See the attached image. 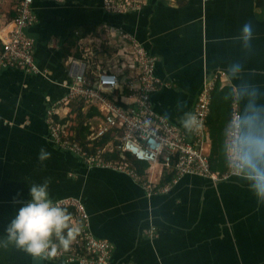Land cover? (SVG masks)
I'll return each instance as SVG.
<instances>
[{
    "label": "crops",
    "instance_id": "obj_1",
    "mask_svg": "<svg viewBox=\"0 0 264 264\" xmlns=\"http://www.w3.org/2000/svg\"><path fill=\"white\" fill-rule=\"evenodd\" d=\"M18 1H0V46ZM103 3L35 0L37 20L28 34L46 75L0 70V236L22 202L30 200L29 185L50 179L54 201L82 200L93 234L114 246L112 264H264V206L241 182L232 178L214 184L186 176L169 193L148 196L133 177L89 169L59 149L49 139L46 122L49 104L67 92L66 61L91 58L115 65L109 53L123 34H130L158 59L155 74L162 84L152 97L155 110L186 132L180 117L192 112L204 78L221 73L216 70L228 62L241 59L246 76L264 87V0H145L139 10L123 13H108ZM245 22L254 28L251 57H244L233 40ZM218 83L208 116L210 154L213 134H219L228 114L223 89L232 84L227 76ZM178 101L184 105L180 110ZM80 113L85 118V107L73 109V125ZM41 148L51 153L43 164ZM136 168L143 180L161 185L171 180L172 174L158 165ZM0 264L64 263L9 246L0 248Z\"/></svg>",
    "mask_w": 264,
    "mask_h": 264
},
{
    "label": "built area",
    "instance_id": "obj_2",
    "mask_svg": "<svg viewBox=\"0 0 264 264\" xmlns=\"http://www.w3.org/2000/svg\"><path fill=\"white\" fill-rule=\"evenodd\" d=\"M34 1H18L16 16L1 39L0 70L12 68L46 75L35 61V41L27 32L37 20ZM144 1L104 0L103 8L108 13L136 11ZM109 54V62L114 61L115 65L105 66L91 58L70 57L66 61L70 78L65 84L67 92L51 102L46 111L52 143L77 157L89 169H112L133 177L142 182L148 196L169 193L186 176L207 178L214 184L232 179L226 170H213L210 162L208 116L213 91L225 76L223 72L204 78L192 110L203 127L199 132L188 133L154 108L152 97L162 84L155 74L157 57L130 34H123ZM79 104H83L87 115L84 128L77 130L71 121L73 107ZM141 129H146L154 140L151 155H146L134 142L135 138L143 148L149 149L148 142L142 139ZM132 160L150 167L160 166L162 171L172 174L171 180L163 185L143 180ZM58 201L73 212L71 223L76 230L75 238L69 249H58L56 255L48 259L64 264H112L114 246L93 234L90 215L82 200L68 197ZM149 233H155V227Z\"/></svg>",
    "mask_w": 264,
    "mask_h": 264
},
{
    "label": "clouds",
    "instance_id": "obj_3",
    "mask_svg": "<svg viewBox=\"0 0 264 264\" xmlns=\"http://www.w3.org/2000/svg\"><path fill=\"white\" fill-rule=\"evenodd\" d=\"M254 39L251 22H245L233 37L244 57L254 54ZM216 71L223 72L232 82L223 93L228 114L219 131V158L226 172L248 189L258 206H264V87L246 76L241 59L232 60ZM182 107L183 102L178 101L177 110ZM179 123L188 133L199 132L203 127V122L191 111L184 112ZM141 130L149 149L133 137L134 142L146 155H151L154 140L146 129ZM50 158L51 153L45 148L39 150L41 164ZM50 183V179H45L29 185L30 200L22 202L5 228L0 248L12 246L39 259L54 257L58 249L70 248L76 231L71 223L73 217L61 201L51 198Z\"/></svg>",
    "mask_w": 264,
    "mask_h": 264
},
{
    "label": "trees",
    "instance_id": "obj_4",
    "mask_svg": "<svg viewBox=\"0 0 264 264\" xmlns=\"http://www.w3.org/2000/svg\"><path fill=\"white\" fill-rule=\"evenodd\" d=\"M27 32H28V30H27ZM219 83H217V86H216V91L218 90V87H219ZM225 89H227L226 87L223 89V91L225 90ZM222 93V92H221ZM221 93H220V95H221ZM225 103V102H224ZM83 104H81V106H80V109H82L83 108V106H82ZM212 105H213V103L211 104V107H212ZM227 107V106H226ZM80 128H82V127H79V129ZM81 133V135L83 134V132L82 131H80ZM213 139V141H212V149H211V154H210V162H211V167H212V169L213 170H220V171H225V169H224V167H223V164H222V162H221V160H220V158H219V155H218V142H219V134H217V135H214L213 134V137H212ZM132 163L136 166V165H138V164H140L139 162H137V161H134V160H132ZM142 164H144V163H142ZM70 213H71V215H73V212L72 211H70Z\"/></svg>",
    "mask_w": 264,
    "mask_h": 264
},
{
    "label": "rangeland",
    "instance_id": "obj_5",
    "mask_svg": "<svg viewBox=\"0 0 264 264\" xmlns=\"http://www.w3.org/2000/svg\"><path fill=\"white\" fill-rule=\"evenodd\" d=\"M80 106H81L80 104L77 105V106L75 105V108L73 107L74 111H76L78 108H80ZM82 115H83V114H81V113H80L79 115L76 114L75 121H76L77 123L75 122V124H76L75 126H76V129H77V130H79V127L84 128V127H83V123H84V121H85V118L82 117Z\"/></svg>",
    "mask_w": 264,
    "mask_h": 264
}]
</instances>
